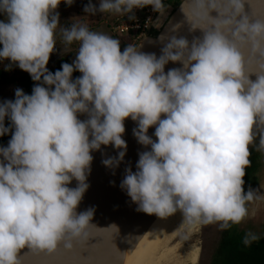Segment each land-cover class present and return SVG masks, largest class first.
Instances as JSON below:
<instances>
[{
    "label": "clouds",
    "instance_id": "clouds-1",
    "mask_svg": "<svg viewBox=\"0 0 264 264\" xmlns=\"http://www.w3.org/2000/svg\"><path fill=\"white\" fill-rule=\"evenodd\" d=\"M61 2L0 0V62L38 82L30 95L16 88L13 100L0 103V136L11 131L0 147V264H21L25 247L47 255L85 247L94 210H76L89 186L91 152L111 144L121 151L103 163L122 161L128 118L137 122L138 143L150 146L120 185L138 211L161 219L179 211L191 227L239 224L252 199L243 177L254 128L264 149V73L250 80L245 61V53L257 55L264 67V18L250 22L242 0H189L186 15L202 38L172 37L159 57L131 45L121 51L117 40L73 24L63 40L79 43L76 57L53 73L46 65ZM148 6L158 18L165 12L163 0H89L84 11L133 19L134 9ZM169 62L183 67L165 73ZM74 71L81 75L73 79Z\"/></svg>",
    "mask_w": 264,
    "mask_h": 264
},
{
    "label": "water",
    "instance_id": "water-1",
    "mask_svg": "<svg viewBox=\"0 0 264 264\" xmlns=\"http://www.w3.org/2000/svg\"><path fill=\"white\" fill-rule=\"evenodd\" d=\"M242 2L244 14L249 17L250 22L264 18V0H242ZM187 12H189V0H183L175 9L172 8L168 14H165L163 23L158 27H155L158 23L153 26L149 34L138 44L137 50L146 54L154 53L159 57L161 49L172 37L178 39L182 37L189 44L202 38L201 30L192 27L186 15ZM211 15L216 16V13L212 12ZM245 61H247L246 75L250 80L255 81L258 75L264 73V67H262V62L257 55L248 58V54L245 53ZM182 67L183 65L179 62H169L165 65L164 71L167 73L169 69H181ZM77 118L84 121L87 119V115L77 114ZM124 127L125 132L122 139L125 140L127 147L124 150L123 160L119 161L117 165L106 167L103 163L104 160L109 158L115 161L118 152L121 151L120 149H114L111 144L101 145L99 150L91 152L93 159L90 164V171L86 174V183L89 186L76 210L78 213L90 208L94 210L91 220V224L95 228L94 234L90 236L85 247L89 246L95 249L99 256L97 264H110L114 257H118L123 249L131 245L136 235L134 232L139 231L138 226L142 222L148 223L152 218L151 215L138 211V205L132 202L126 190L120 186L121 181L127 174L126 170L136 171L139 153L150 150V146L139 144L134 135V130L137 129L136 121L130 118L125 119ZM153 133L154 127L149 128L147 134L155 141L156 137ZM263 161L264 149H261L256 160L255 173L264 166ZM258 164H260L259 167ZM253 178L254 181H250L249 186L255 181L253 185L258 182L256 175ZM76 183L73 180L68 186L75 187ZM252 196L255 198L256 193ZM256 197L258 198V196ZM259 217L260 222L254 219L252 227L258 226L259 223L264 224V221H261L262 218ZM239 227L243 228L241 225ZM79 249L76 248L73 252H66L61 246L55 254L47 255L45 253L35 254L25 247L17 253V259L20 260L21 264H74L71 260L76 258L75 255Z\"/></svg>",
    "mask_w": 264,
    "mask_h": 264
},
{
    "label": "rangeland",
    "instance_id": "rangeland-1",
    "mask_svg": "<svg viewBox=\"0 0 264 264\" xmlns=\"http://www.w3.org/2000/svg\"><path fill=\"white\" fill-rule=\"evenodd\" d=\"M183 0H170L168 1V4H171L172 6L168 8L165 12L168 14L170 10L173 8L175 9ZM89 3V0H73V4L71 6H66L62 2L58 6L57 11L59 12V25L57 26L56 30L54 31V41H55V46L53 49V52L50 54L48 63L46 65L48 71L53 72L59 65L62 63V61L69 62L70 64L73 62V60L76 57V54L79 49V43L78 42H73L72 44H66L63 40V29L70 27L71 25H76V26H85L88 28L89 31L104 34L106 36H109L112 39H115L119 42L121 48L124 47L123 45L127 43V45H131L135 48H137L138 44H135L128 40L125 37L116 35L112 32L110 25L113 24L114 19L120 15L115 12H105V13H85L84 7L86 4ZM91 3L96 5L98 4V0H91ZM165 5V4H164ZM5 19L4 16H0V20ZM164 18L160 17L154 25L158 23L155 27H158ZM153 25V26H154ZM153 28V27H152ZM151 28V29H152ZM156 33V31H154ZM7 60L0 62V67L5 66ZM10 74L13 76H16V78H19V76L24 72L21 69L17 67L11 68ZM54 73V72H53ZM75 73V74H74ZM73 79L76 77L80 76L81 74L79 72L74 71ZM17 87L13 85H7L3 84L0 82V103H3L5 100H13L14 99V93L15 89ZM22 89V88H20ZM250 145H248V151L250 148ZM261 162V161H260ZM264 162V161H263ZM261 164V163H260ZM258 164V167L260 166ZM255 175L258 178V182L255 185H250L249 187L251 188L252 195L256 193L255 198L252 196L251 201H247L245 204V207L247 209V214L250 215V218L247 220V215L244 218L245 223L241 225L240 228L238 226V229L240 231H248L250 224H254V219L258 220V217L261 219V221H264V166L261 167V170H259ZM254 175V176H255ZM261 178V179H260ZM252 179H254L252 177ZM246 183V180L244 184ZM258 186V188H257ZM245 191H246V186H245ZM248 215V217H249ZM260 222V220H258ZM259 223L258 226L256 227H250L251 231L248 233L254 234L255 236L261 234V230L264 229V224ZM236 225L238 224H233L232 226L237 227ZM258 230L260 232H258ZM222 231L220 228L219 223H209V224H203L199 225L198 232L194 236V238L190 241L187 242L186 245L189 247L191 244L197 243L198 246L200 247V252H199V261L198 264H202L205 261H208L210 259V255L213 253L215 247L217 246V243L219 242ZM248 233L245 236H248ZM186 235H183V238L185 239ZM177 241L175 242V244ZM252 244V243H251Z\"/></svg>",
    "mask_w": 264,
    "mask_h": 264
},
{
    "label": "bare ground",
    "instance_id": "bare-ground-1",
    "mask_svg": "<svg viewBox=\"0 0 264 264\" xmlns=\"http://www.w3.org/2000/svg\"><path fill=\"white\" fill-rule=\"evenodd\" d=\"M150 217L148 223L142 222L138 226L139 231L134 232L136 235L131 245L110 264H198L199 243L189 247L186 243L194 238L199 225L191 227L182 223L183 216L179 211L163 219L155 215ZM183 235H186L185 239ZM75 256L71 260L74 264H97L99 259L95 249L89 246L79 249Z\"/></svg>",
    "mask_w": 264,
    "mask_h": 264
},
{
    "label": "flooded vegetation",
    "instance_id": "flooded-vegetation-1",
    "mask_svg": "<svg viewBox=\"0 0 264 264\" xmlns=\"http://www.w3.org/2000/svg\"><path fill=\"white\" fill-rule=\"evenodd\" d=\"M168 1L165 0V11L170 8L172 5L168 4ZM166 12L160 17H164ZM159 14H157L158 17ZM156 17V18H157ZM158 18V19H159ZM5 126H9V122L7 118L5 119ZM255 130L257 133H259L258 130ZM254 145V138L253 142L250 145L249 148V155L252 154V146ZM260 150H258V156H252L250 160V164L252 163L251 168H253L254 161H256L259 157ZM247 157V159H248ZM250 158V157H249ZM248 165L244 168V182L246 180V183L244 184V189L246 186V191L251 190L249 187V182L254 181L252 180V177H254V171L251 172L250 170L247 171ZM247 214V220L250 218V215ZM245 223L244 219L236 225L237 227L232 226L233 224L229 225L227 228L223 229L221 238L219 242L217 243V246L215 247L213 253L210 255V259L208 261L203 262L202 264H264V229H262L261 234L257 235V239L252 241L249 244H245V238L246 234L251 231V229L248 228V231H240L238 229V226L243 225ZM253 224L247 225L249 227H252ZM244 227V225H243ZM258 232H260L258 230ZM245 234V235H244Z\"/></svg>",
    "mask_w": 264,
    "mask_h": 264
},
{
    "label": "built area",
    "instance_id": "built-area-1",
    "mask_svg": "<svg viewBox=\"0 0 264 264\" xmlns=\"http://www.w3.org/2000/svg\"><path fill=\"white\" fill-rule=\"evenodd\" d=\"M165 0H163V3ZM133 19H129L126 14H120L115 19L110 28L116 35L122 36L131 42L140 43L151 31L157 20V13L152 11L151 6L142 9H134Z\"/></svg>",
    "mask_w": 264,
    "mask_h": 264
},
{
    "label": "trees",
    "instance_id": "trees-1",
    "mask_svg": "<svg viewBox=\"0 0 264 264\" xmlns=\"http://www.w3.org/2000/svg\"><path fill=\"white\" fill-rule=\"evenodd\" d=\"M123 46L127 47L128 45H127V43H125ZM124 47L121 48V51H123ZM8 63L9 62L7 61L5 64H8ZM63 63H69V62L62 61L61 64H63ZM61 64L53 72L60 69ZM13 67H15L17 69V67L15 65H13L11 68H13ZM11 71H12L11 69L6 71L4 66L0 67V82L3 84L16 86L17 88H22V90L24 91L25 94L30 95L33 86L38 82L33 81L31 79V77L29 76V74L25 71L19 76V78H16V76L11 75L10 74ZM254 129H256V128H254ZM253 133H254V145L252 146L253 151L251 152L252 154H250V156H249L250 158L248 157L249 163H248V167H247V171L250 170L251 172H253L256 168V161H254V164L252 166L253 168L250 169V167L252 165V163L250 164L251 157L257 155L258 150L260 149L259 148V133H257L255 130H253ZM10 138H11V131L7 135L0 136V147H6Z\"/></svg>",
    "mask_w": 264,
    "mask_h": 264
}]
</instances>
